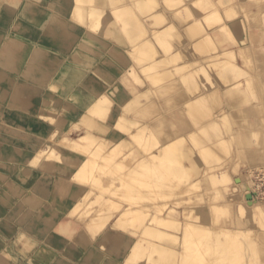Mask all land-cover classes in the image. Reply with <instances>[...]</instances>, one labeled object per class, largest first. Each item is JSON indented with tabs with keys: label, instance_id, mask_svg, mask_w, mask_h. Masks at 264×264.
<instances>
[{
	"label": "bare ground",
	"instance_id": "obj_1",
	"mask_svg": "<svg viewBox=\"0 0 264 264\" xmlns=\"http://www.w3.org/2000/svg\"><path fill=\"white\" fill-rule=\"evenodd\" d=\"M165 1L166 5L164 0H62L59 9L65 17L53 27L52 13L29 7L30 1L0 0V56L12 31L37 36L10 50L12 73L0 67V87L11 100L6 94L2 97L16 107L8 117H20L16 126L30 130L35 138L28 146L17 143L12 132L0 126V135H7V147L0 150V175L11 179L0 187V203L10 207L11 216L28 213L34 222L54 213L53 217L79 223L70 240L85 246L87 253L71 255L78 264H264L259 256L264 206L249 172L240 169V161L247 162L246 155L252 152L244 137H255L264 128L262 117L251 122L241 110L242 103L252 100L251 106L259 109L264 98V0ZM145 3L159 6L145 9ZM77 8L84 27L67 22ZM254 29L262 39L260 47L251 49L246 36ZM46 31L53 37L38 38ZM31 60L35 64L26 70ZM193 76L196 90L185 85ZM43 79H49L51 89L62 96L39 100ZM158 93L175 101L170 102L173 110L185 106L190 120L170 117L173 110L164 109V100H154ZM30 109L36 115L26 114ZM35 149L30 160L28 156L21 160ZM13 150L17 158H12ZM125 159L129 169L121 166ZM145 169L144 179L139 174ZM123 176L142 183L148 201L139 188L133 191L135 197L131 192L133 198L127 197L128 191L124 194L122 189L135 186L137 180L122 183ZM16 179L23 186L16 185ZM207 181L212 186L209 182L204 188ZM5 183L8 188L2 189ZM99 187L110 188V195ZM211 189L215 194L210 195ZM123 195L132 205L116 203ZM193 198L210 200L211 223L201 224L200 213L192 218L194 207L165 203ZM141 202L152 205L154 212L138 223L142 214L136 205ZM7 219L0 215L1 231L22 227ZM128 227L137 229L126 232ZM147 230L150 239L142 237L149 236ZM42 241L48 245L56 240ZM3 245L7 242L0 235L1 250ZM44 252L49 255V250Z\"/></svg>",
	"mask_w": 264,
	"mask_h": 264
},
{
	"label": "rangeland",
	"instance_id": "obj_2",
	"mask_svg": "<svg viewBox=\"0 0 264 264\" xmlns=\"http://www.w3.org/2000/svg\"><path fill=\"white\" fill-rule=\"evenodd\" d=\"M17 1H20V0H17ZM28 1H30V3H32V4H28V6L29 7H31V6H33V7H38V9L40 10V11H42L43 13H52V19L54 20L52 23H51V25H53V27H54V25L55 26H58V24H57V21H58V18H62V17H65V14L59 9V4H61V2H62V0H28ZM163 1V0H162ZM166 1L164 0V4L166 5V3H165ZM153 4L154 3H152V5H150V4H148L150 7H155V5H156V7H158L159 5H157V4H154V6H153ZM162 4V3H161ZM163 4V5H164ZM252 1H250V4H249V8H251L252 9ZM80 6H77L80 10H82V7H83V5L80 3L79 4ZM145 5H146V7H149L146 3L144 4V7H145ZM169 5H172V4H169ZM27 6V5H26ZM25 6V7H26ZM254 6V5H253ZM146 7H145V9H146ZM78 8L77 9H75L74 11H73V13L70 15L69 14V19H68V21L67 22H69V24H72V23H75L76 25H79V26H85V23H84V21H82L80 18H79V16H80V13H79V11L80 10H78ZM182 8H184V7H182ZM78 10V11H77ZM262 11H264V2H263V5H262ZM239 15V14H238ZM24 16H25V13H24ZM263 16H264V14H263ZM262 19H264V18H262ZM147 23H149V21H147ZM126 25L127 26H132L131 25V22H126ZM22 27H23V25H21ZM51 28V26L49 25V29ZM25 28L23 27V30H24ZM93 29V30H92ZM89 32H90V36H92V37H94L95 35H96V30L94 29V28H92ZM255 29L253 30V31H250L249 33H248V35L246 36V38H248V40L250 39L252 42H251V45H250V47H252L251 49H253L255 46L256 47H260L259 45L261 44V42H260V40L262 39V37H260V34H258L257 32H255ZM10 35L12 36L11 37V40H9L7 43H6V49H5V51L4 52H2V56H0V67H5V69H6V72L7 73H12L13 72V70L15 69V67H14V64H11L13 61L8 57L9 56V52H10V50L11 49H13L14 47H16L17 46V44H18V42H20V41H22V40H28V39H32V40H34V39H37V36L35 35V33L34 32H23V33H21V34H19V35H16V33L14 32L13 33V31L10 33ZM251 35H252V37H251ZM39 37H41V38H52L53 37V33L52 32H49V31H46V33H43L42 35H39L38 36V38ZM246 40V42H248L247 41V39H245ZM241 42L243 41V40H240ZM230 42H232V41H230ZM226 43V42H225ZM236 43V42H235ZM243 43H244V41H243ZM223 45H224V43H222ZM229 46H234L235 44H229V43H227ZM236 44H241V43H236ZM259 44V45H258ZM236 46V45H235ZM173 50V49H172ZM264 60V59H263ZM262 60V61H263ZM29 64V66L26 68V70H30L32 67H33V65L35 64V61H33V60H31V61H29L28 62ZM263 64H264V61H263ZM264 68V67H263ZM199 73V76H201V73L200 72H198ZM195 76H193V77H190L189 79H188V81H187V83H185V82H183V83H185V85L186 84H189V85H191V87L193 88V89H195L196 90V81H195V78H194ZM193 78V79H192ZM30 81H32L33 82V80H30ZM131 81L132 82H134L135 81V79L134 78H132L131 79ZM196 83H195V82ZM48 82H49V79H43L42 81H41V84L44 86L43 88V90H44V93H43V96L41 97V98H39V100H41V99H48L50 96H53V95H58V97H60V96H62L61 95V92L60 91H57V90H52L51 89V87L48 85ZM136 82V81H135ZM195 85V86H194ZM259 90H260V87L258 88ZM257 88L256 89H254L255 90V92L254 93H258L259 92V90H258ZM253 90V89H252ZM29 91H26L25 93H24V95H26V96H28L29 95V93H28ZM198 92H199V89H198ZM60 93V94H59ZM200 93V92H199ZM199 93H197V91H195V95L196 94H199ZM253 93V94H254ZM4 94H6L5 93V91H4V89H3V87L1 86L0 87V126H5V130L7 129V130H9L8 132H12L11 134H10V137L14 140V141H16L17 143H26L27 144V146L29 145V143H31V141H33L35 138H34V136L31 134L32 132L30 131V130H28V129H25V128H23V127H18V126H16L18 123H20V121L22 120L20 117L19 118H10L9 119V117H8V114L7 113H9L10 112V110L11 111H13L14 109H16V107L15 106H11V105H9V103H8V100H6V99H4L3 97H2V95H4ZM7 95V98H9L10 100H11V95L9 96L8 94H6ZM165 97V93L164 94H161V93H158L157 94V99H156V97L154 98V100H160V99H163L164 100V102H163V107H164V109L167 111V112H169V111H172L173 109V106H175V105H172L173 103L172 102H174L175 103V101H172L171 99H169L170 101H167V99L166 98H164ZM254 101L256 102V100L254 99ZM169 102V103H168ZM170 102L172 103V104H170ZM67 104V103H66ZM68 104H70V103H68ZM168 104V105H167ZM169 104L171 105V106H169ZM263 104V105H262ZM251 105H253V100L252 101H245L244 103H242V107H241V110L243 111V112H245V117L248 119V120H250L251 122H255L256 123V121H258V119H260V117H262L263 119H264V98L262 99V103L260 104V107H259V109H257V107H252ZM70 106V105H69ZM6 107V108H5ZM183 108H181V109H175V110H173V112H171L170 113V117L171 116H173V115H175V116H177V117H182L184 120L186 119V120H190V118L191 117H189L188 118V116L190 115L191 116V114L188 112V109L186 110V108H185V106H182ZM211 108H212V106H210ZM14 108V109H13ZM7 109V110H6ZM55 110H56V108H54ZM172 109V110H171ZM213 109V112H215V109L214 108H212ZM185 110H186V112H185ZM240 110V109H239ZM56 113H58V110H56L55 111ZM208 112V111H207ZM210 112H212V111H209L208 113H210ZM25 113V112H24ZM24 113H23V115H24ZM36 113H37V111H34V109H30L26 114H28V115H36ZM186 113H188V115L186 114ZM242 114V113H241ZM184 115V116H183ZM244 116V115H243ZM139 117V116H138ZM6 121H5V120ZM72 119V121H73V119L74 118H71ZM229 119L231 120V119H233V117H229ZM9 120H10V122L11 121H13L14 123H15V125H12L10 122H9ZM192 120V119H191ZM16 121V122H15ZM10 124V125H9ZM263 127H264V121H263ZM15 128V129H14ZM250 128L251 127H249V128H247L246 130L244 129L242 132H243V134H247V132H248V130H250ZM221 130V129H220ZM220 130H218L217 132H219ZM217 132H215L214 134H213V136H215L216 134H217V137H218V133ZM258 134V135H257ZM257 134H255L254 136L255 137H253V136H251V135H253V134H249V135H247L246 136V138L244 137V139L245 140H249L250 141V143L249 144H251V149H252V152H250L249 154H247L246 155V157H247V162L246 161H240V169H242L243 171L245 170H247L248 172H249V174H250V177H251V179L253 180V182L254 183H256L255 185H256V190H257V192H259L258 193V197L260 198V200H261V202H262V206H264V128H261L260 129V134L259 133H257ZM259 135H261V137H259ZM244 136V135H243ZM250 136V137H249ZM257 136H258V139H257ZM7 138V135L6 136H1L0 135V150L1 149H3V148H5V147H7V146H5V139ZM250 138V139H249ZM254 138V139H253ZM261 140H260V139ZM255 139L256 140H260L259 142H256V144H252L251 142L254 140L255 141ZM252 140V141H251ZM193 141V140H192ZM248 142V141H247ZM258 143V144H257ZM25 145V144H24ZM23 145V146H24ZM262 148V150H261V152H260V150H259V148ZM27 148V147H26ZM11 149H12V147H11ZM15 151L13 150V152H11L13 155H12V158H17V156H15L14 157V154H16V153H14ZM35 152H36V149L35 150H32V151H30V152H25L24 153V157H21V160L22 159H24V158H26V156H28V160H30L33 156H34V154H35ZM252 159V160H251ZM125 161V162H124ZM123 162H124V164L123 165H121V166H124V167H127V160L125 159ZM22 163H18V166L19 165H21ZM112 164H114V166H117V164H115V163H112ZM111 164V165H112ZM111 165H110V168H111ZM114 166H112V168L114 167ZM128 167H129V165H128ZM127 167V168H128ZM31 168H33V167H31ZM109 168V167H108ZM115 168V167H114ZM126 168V169H127ZM33 169H35V168H33ZM129 169V168H128ZM111 170L112 169H109L108 170V173H109V171L111 172ZM220 170V168H218V171ZM124 171V170H123ZM148 171V170H147ZM146 171V169L145 170H143L142 171V173H140L139 174V177H142L141 175H146L148 172ZM258 172V173H257ZM237 174V173H236ZM248 174V173H247ZM128 176H131V175H128ZM255 176V177H254ZM258 176V177H257ZM0 187L2 186V184H4V182H5V180L7 179V180H11V179H9V176H2V175H0ZM145 176H143L142 178H144ZM237 177H239V174H237V176H236V178L235 179H237ZM128 178L129 179H131V180H137L136 178H134V177H127V178H125L124 176H123V181H122V183L124 182V181H126V180H128ZM142 178H139L140 180L142 179ZM125 179V180H124ZM145 179V178H144ZM255 180H257V181H255ZM139 181L137 180L136 182H135V186L133 185L132 187L130 186L129 188H130V190L131 191H129L128 189V186L129 185H127V186H125L124 188H126L127 190H126V192H124V188L122 189L123 190V193L125 194V193H127V191H128V193H127V197H131V198H133V197H135L134 195H136L133 191H137V189H138V193L140 192L139 190H141V192H140V196L141 195H143V196H141L142 198L144 197V199H147L146 201H148V198H145V192L144 191H146V189H145V186L143 185V187H142V183H138ZM208 182V181H207ZM210 182V181H209ZM209 182L207 183V184H204L203 185V187L204 188H207V187H209ZM136 184H138L137 185V188H136ZM210 184H211V186H212V183L210 182ZM16 185H22L23 186V181L21 182L19 179H16ZM114 186V185H113ZM113 186L112 187H110L111 188V191H112V188H113ZM139 186V187H138ZM5 187H7L8 188V185L5 183V186L2 188V189H4ZM19 188H21V186H19L18 187V189ZM104 187H99V189H101V193L103 192V190L105 191L106 190V188L105 189H103ZM110 188H108L107 190H106V193H107V195L109 194L107 191H109L110 190ZM98 189V188H97ZM96 189V190H97ZM98 189V190H99ZM134 189V190H133ZM143 189V190H142ZM32 190H34V189H32ZM213 189H211V192H209L210 193V195H212V194H215V190H213ZM148 191V190H147ZM99 192H100V190H99ZM130 192L131 193H134V194H132L133 195V197L130 195ZM105 193V194H106ZM112 193V192H111ZM137 193V196H139V194ZM142 193V194H141ZM208 194V193H207ZM207 194H205L204 196L205 197H208V195ZM110 195V194H109ZM186 198V197H185ZM120 199V198H119ZM118 199V200H119ZM143 199V200H144ZM197 200H198V198H196ZM196 199H186V200H184V199H181V201L179 202V200H174L173 201V199H165V203L167 202L168 203V205H171L172 207H174V208H178V207H180V206H178V204L179 205H185V206H188V207H194L195 209H196V211H194L192 214H191V216H192V218L193 217H195L197 214H199L200 213V215H201V220H199V222L201 223V224H203V223H205L206 222V224H209V223H211L209 220H207V219H209V217H210V214H209V211H208V209H209V205H210V200H203V201H200V200H198V201H196ZM44 200H46V199H44ZM114 200V199H113ZM116 201V203H118V202H123L124 201V203H125V201H126V203L124 204V205H128V202L127 201H129V199L128 198H126V200H125V195H123V198H121L119 201ZM193 200V201H192ZM22 201H25L24 199H21V202ZM145 201V200H144ZM205 201H207L206 203H205ZM131 202V200L129 201V205L131 204L130 203ZM171 202V203H170ZM23 203V202H22ZM49 203H51V206H53V208H54V204H55V202L54 201H52V202H49ZM69 203H70V201H69ZM141 203H143V204H141V206H142V208H140L139 207V205L137 204H135L136 205V207L138 208V209H140L141 211V216L140 215H138V214H140V212L137 214L140 218H139V220L137 221L138 223H139V221H141V219H142V217L143 216H146L147 217V214L148 213H151V212H154L153 211V208L154 207H150V206H152V205H147V203L145 202V204H144V202H141ZM65 204H68V201L65 203ZM175 204V205H174ZM191 204V205H190ZM113 205L114 206H112V204L110 205V208H112V210L114 209V207L116 206V204L115 203H113ZM132 205V204H131ZM135 205H134V207H135ZM108 206V205H107ZM112 206V207H111ZM144 206V207H143ZM149 206V207H148ZM106 207V206H105ZM148 207V208H147ZM6 208V209H5ZM10 207L9 206H4L3 204H1L0 203V210H2L3 209V212L2 213H8V211L10 210L9 209ZM107 208V207H106ZM109 208V207H108ZM152 208V209H151ZM206 208V209H205ZM118 209H121L120 207L118 208ZM142 209H143V211H142ZM145 209H149L148 211L147 210H145ZM25 212H28V210L26 209L25 210ZM146 213V215H145V213ZM119 212H117L116 214H118ZM54 214V213H53ZM53 214L51 215V214H44V216H41V218H42V221L41 222H38V221H35L34 222V220L32 221V218H31V215H29L28 213H26L24 216L22 215H20V216H11L10 215V217L13 219H15V221H17L18 223H20V224H22V223H26V224H32V223H37V224H34L35 225V227H34V229L36 228V230H38V229H40L41 227L43 228V226L45 225V226H48V229L45 231V232H47L48 230H57V231H59V232H61V233H63V234H65V235H67V236H71L73 233H75V231H77L78 229H79V227L80 226H78L77 227V225L79 224V223H77V225H75V223H73V222H71L70 223V220H71V218H69V220L68 221H66V220H64V218H59L58 216H56V217H53ZM119 215V214H118ZM170 215H173V214H170ZM206 216H207V218H206ZM229 217H232L233 218V215L230 213V216ZM28 218H30V219H28ZM206 218V220H204ZM182 219H183V217H182ZM50 221L52 222V224H50L49 225V223H50ZM143 221H144V219H143ZM227 221H228V219L226 218V217H222L221 218V222L222 223H225V224H227ZM76 222H77V220H76ZM132 221L131 220H129V223H131ZM212 223H216V220H214V221H212ZM28 227V226H27ZM32 227V226H31ZM129 229H131V230H135V229H137L136 227H128V228H126V229H124L126 232H130L131 230H129ZM33 230V229H32ZM140 230V231H139ZM181 232V231H180ZM138 233L140 234L141 233V235H142V229H138ZM145 233V232H144ZM146 233H149V236L148 237H146L145 235V237L144 236H142L143 238H151V234H150V231H148L147 230V232ZM214 235V234H213ZM212 235V236H213ZM103 238H104V235H101ZM189 236V235H188ZM72 237V236H71ZM186 237V236H185ZM261 238H262V243H261V245H260V249L261 250H263V251H259V256H260V258H261V260H263L264 261V234H263V236H260ZM74 238H75V240H77L78 241V236H77V234L74 236ZM183 238H184V236H183ZM191 238V237H190ZM189 238V239H190ZM185 239H187L188 240V238H185ZM95 249H97V251L99 252H97L98 254H100L101 256L103 255H105V252L100 248V247H97V245H95ZM101 252V253H100ZM99 255V256H100ZM254 255H256V254H254ZM257 255H258V253H257ZM140 256V254L137 256L138 258H140L139 257ZM138 260V259H137ZM140 261H141V259H139ZM260 260V261H261ZM150 264H151V262H149ZM148 264V263H147ZM153 264H155V263H153ZM156 264H161V263H156ZM208 264V263H207ZM210 264V263H209Z\"/></svg>",
	"mask_w": 264,
	"mask_h": 264
},
{
	"label": "crops",
	"instance_id": "obj_3",
	"mask_svg": "<svg viewBox=\"0 0 264 264\" xmlns=\"http://www.w3.org/2000/svg\"><path fill=\"white\" fill-rule=\"evenodd\" d=\"M2 212L3 211H0V215L3 214L7 217V222H11L16 226L19 225L22 227H20V229L17 226L16 229L9 232L0 230V235L5 242H7V245H3L2 250L0 249V264H78L72 260L73 256L71 255H75L77 252L80 253V256L87 253L85 246H78L74 244V242L70 240V236H67L57 230H49L45 232L48 229V226H44L43 228L41 227L36 230V228L34 229V224L37 223L30 224L32 227L29 228V226L27 227L24 225L26 223H16V221L14 222V220L10 217L9 213ZM25 235H29L32 238L27 239ZM49 237L57 242L55 241L54 244L51 243L48 245L46 243L43 244L42 240H48ZM43 250H49V255L46 252L43 253Z\"/></svg>",
	"mask_w": 264,
	"mask_h": 264
}]
</instances>
